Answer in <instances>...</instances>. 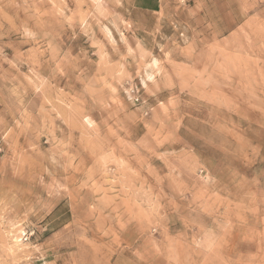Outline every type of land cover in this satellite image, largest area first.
Here are the masks:
<instances>
[{
    "label": "rangeland",
    "instance_id": "rangeland-1",
    "mask_svg": "<svg viewBox=\"0 0 264 264\" xmlns=\"http://www.w3.org/2000/svg\"><path fill=\"white\" fill-rule=\"evenodd\" d=\"M148 2L0 0V264H264V0Z\"/></svg>",
    "mask_w": 264,
    "mask_h": 264
},
{
    "label": "crops",
    "instance_id": "crops-1",
    "mask_svg": "<svg viewBox=\"0 0 264 264\" xmlns=\"http://www.w3.org/2000/svg\"><path fill=\"white\" fill-rule=\"evenodd\" d=\"M137 7H138L137 10H139V11H142L145 13L155 14L161 9V2H160V0H149V2L145 6L143 5V3H140L137 5Z\"/></svg>",
    "mask_w": 264,
    "mask_h": 264
},
{
    "label": "built area",
    "instance_id": "built-area-1",
    "mask_svg": "<svg viewBox=\"0 0 264 264\" xmlns=\"http://www.w3.org/2000/svg\"><path fill=\"white\" fill-rule=\"evenodd\" d=\"M126 94L130 102L136 105L141 104V98L139 96V91L136 86H130Z\"/></svg>",
    "mask_w": 264,
    "mask_h": 264
}]
</instances>
